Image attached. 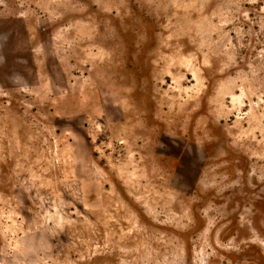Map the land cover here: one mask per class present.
<instances>
[{
  "label": "rangeland",
  "instance_id": "rangeland-1",
  "mask_svg": "<svg viewBox=\"0 0 264 264\" xmlns=\"http://www.w3.org/2000/svg\"><path fill=\"white\" fill-rule=\"evenodd\" d=\"M0 264H264V0H0Z\"/></svg>",
  "mask_w": 264,
  "mask_h": 264
}]
</instances>
